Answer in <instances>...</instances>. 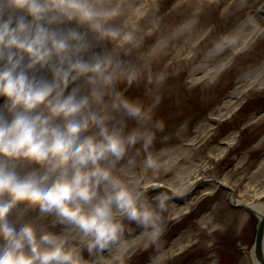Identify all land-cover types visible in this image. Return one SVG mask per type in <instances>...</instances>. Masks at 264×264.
<instances>
[{
  "label": "clouds",
  "instance_id": "1",
  "mask_svg": "<svg viewBox=\"0 0 264 264\" xmlns=\"http://www.w3.org/2000/svg\"><path fill=\"white\" fill-rule=\"evenodd\" d=\"M160 19L151 0H0V264H129L148 248L151 264H171L178 186L150 194L173 162L154 147L167 138L161 96L127 94L167 79L136 58ZM238 40L182 59L211 61ZM174 46L158 39L141 56ZM222 70L210 63L196 83Z\"/></svg>",
  "mask_w": 264,
  "mask_h": 264
},
{
  "label": "rangeland",
  "instance_id": "2",
  "mask_svg": "<svg viewBox=\"0 0 264 264\" xmlns=\"http://www.w3.org/2000/svg\"><path fill=\"white\" fill-rule=\"evenodd\" d=\"M240 1L157 0L155 4L153 3V11L161 19L156 23L157 30L154 34L145 38L140 49L136 50V58L138 63L143 64L146 61L151 63L152 72H164L167 79L162 86L148 85L146 80H141L131 85L127 94L131 97L146 98L145 93L150 90L161 96L157 115L165 120L166 130L164 133H158V136L167 138L158 140L154 147L157 151L167 150L165 153L172 158H176L179 152L183 153L176 162H172L166 171H161L153 183H161L166 188L179 187L181 183L187 185L189 181H194L199 176L202 180L198 182L195 193L198 195L196 197L200 198L204 190L215 186L214 182L207 181V179L217 177L233 186L240 200L259 202L264 201V195H261V199H256L254 189L248 185L252 174L254 176L264 156V113H261L264 112V91L253 88L250 93L251 97L248 98L244 108L234 114L218 130L211 133L207 125H204L205 116L219 113V106H222L233 83L240 82L244 74L264 73V17L260 22L257 16V6L264 0H246L248 4L243 9L239 4ZM252 15H256V20L252 24L256 22L261 24V32L256 41L240 55L239 60L236 59L237 63L218 79H212L211 76L209 80L205 79L193 89H189L188 85L191 83L188 77L193 78L192 74L197 67L201 65L207 67L210 63L218 67L223 61L218 62V60L223 56H220L218 60H201L200 63L192 64L186 63L185 60L191 59L194 53H203L222 35L233 32L243 19ZM187 17L190 20L197 18V21L194 25L192 24L191 28L175 36L181 41L180 46L174 42L175 46L172 47L170 54L159 57L158 62L141 56V53H148L156 44V36L164 39L167 37L165 33L170 26L173 24L176 26L178 20L181 18L185 20ZM150 19L155 21V17H150ZM255 25L248 32H251ZM207 31L210 34L207 39L198 48L193 47L194 42L203 37ZM229 51L230 48L224 49L223 55H227ZM197 59L200 57L198 56ZM169 60H171L170 68L168 67L169 71L166 72L162 65ZM204 70L205 68H201L199 71ZM121 87L124 88L127 85L122 82ZM255 118H258V122L254 127L239 133V129L244 124ZM131 125L130 121L129 126ZM234 132H238L240 136L235 148L225 152L224 156L214 159L212 153L217 147L221 148L218 144L219 140L227 138ZM188 141H191L192 147L185 145L189 143ZM186 147L189 151L185 150ZM203 161L206 165L208 164L204 170ZM259 176L254 177L259 179ZM262 184H264V179H262ZM261 189L263 188L259 190ZM229 196L230 193L227 190L219 188L215 195L200 201L194 212L188 215L182 212L186 202L185 204L172 202L174 213L177 208L181 209V213L170 221L163 242H172L180 234V240H176L175 246L179 248V242L183 244L185 251L183 254H180L182 252L179 250L174 251V255L169 258L171 264H198V262L212 264L213 255H215V260H218L221 253L225 264H247L243 246L252 248L259 221L254 213L246 212L242 208H231L228 201ZM153 252V249L150 252L143 251L135 259L133 256L129 264L140 260L144 263ZM178 252H180L179 256H177Z\"/></svg>",
  "mask_w": 264,
  "mask_h": 264
},
{
  "label": "bare ground",
  "instance_id": "3",
  "mask_svg": "<svg viewBox=\"0 0 264 264\" xmlns=\"http://www.w3.org/2000/svg\"><path fill=\"white\" fill-rule=\"evenodd\" d=\"M239 4L241 5V9H243V8H246V5L248 4V2L246 0H241ZM255 20H256V15H252L250 17H247V18L243 19L239 23L238 27L233 32L230 33V34H235V35L237 34V32L242 33V36L240 35V38H239L237 44L231 46L234 50L240 49L241 47H243L246 44L247 39L249 38V35H250L248 31L251 28H253L254 25L257 23L256 22L255 24H252L253 22H255ZM193 22L194 21H189L179 31L182 32V31H185V30L191 28ZM164 42L167 43L166 40ZM223 54L224 53L222 52V53L218 54L217 56H215L213 59L214 60H218L220 58V56H223L222 59L225 62L227 60H230V58H228V55H223ZM222 59H219L218 62L220 60H222ZM222 66H224V64H222ZM201 68H205V70L207 69V67L205 65H201L200 67H197L196 71H199ZM217 68H219V67H217ZM196 71H194V73ZM246 78H243L242 81H244ZM253 79L254 80L250 83V85L248 86V88H251L252 87V89H253V87H255V83H258V86H257L258 89H259L260 86L264 85V76L262 74L261 75H258L256 77H253ZM246 90H247V88H245L243 90L241 89V90L234 91L235 93L233 92L234 93L233 96H231L230 98L226 99L225 102H224V104H223V106L219 108L220 111H219V114L218 115L226 114V117H229L239 107L240 103L242 101H244V99H242L241 101H237V99L240 96H243V94L245 92L248 93ZM233 103H235V104L233 106H231ZM231 107H232V110H231ZM229 110H231V111H229ZM237 137H238L237 133L234 132V133L230 134L227 137V139L225 140V142L228 143V144H234L235 141H236V139H237ZM185 150L186 151H189L188 149H185ZM164 151H167V150L164 149ZM225 151H226L225 147H222V148L217 147L216 150H215V152L212 153V154L216 155V157H218V156L219 157H222L224 155ZM179 153L180 154H178V156L176 158L173 157V162H176V160H178V158L180 157V155L183 154L182 152H179ZM207 166H208V164L203 168V170L206 169ZM262 171H264V159L260 162V164L257 167L256 171L254 172V176L255 175L259 176ZM254 176L252 174V177H251V180L249 181L248 187H251L252 189H254L253 191L255 193V196H256L255 198L256 199L257 198L261 199L260 198L261 195H262L261 193L264 192V188L261 189V190H259L261 188V186H262L261 185L262 184V179H255V181H254L253 180V178H255ZM199 179L200 178L198 176L195 179V181H191V182L189 181V184H187V185H185L184 183H181L180 186L177 188V194H178V196L181 197V198L182 197L183 198H186L187 194H189V192H191L192 187L195 185V183ZM158 186H160V185H158ZM209 190H211V189H209ZM255 198H253V200ZM239 203H241V201H239ZM248 204L254 209L255 213L258 214L259 216L262 215V214H264V201H259V202H254V203H248ZM189 208H190L189 206L184 207L183 208V212H188L189 211ZM180 212H181V209H178L177 208L175 210L174 215L177 216ZM178 240H180V237H179ZM182 246H183V244H180L179 245L180 249L182 248ZM248 255L250 256L251 264H259L256 261L255 257H254V252L253 251H251L250 253H248ZM212 264H214V261H213Z\"/></svg>",
  "mask_w": 264,
  "mask_h": 264
},
{
  "label": "water",
  "instance_id": "4",
  "mask_svg": "<svg viewBox=\"0 0 264 264\" xmlns=\"http://www.w3.org/2000/svg\"><path fill=\"white\" fill-rule=\"evenodd\" d=\"M255 253L261 264H264V216L260 219V224L256 235Z\"/></svg>",
  "mask_w": 264,
  "mask_h": 264
},
{
  "label": "snow or ice",
  "instance_id": "5",
  "mask_svg": "<svg viewBox=\"0 0 264 264\" xmlns=\"http://www.w3.org/2000/svg\"><path fill=\"white\" fill-rule=\"evenodd\" d=\"M259 179H264V171H262L261 173H260V176L258 177ZM254 179V181H255V179H257V178H253ZM262 187H264V184H262Z\"/></svg>",
  "mask_w": 264,
  "mask_h": 264
}]
</instances>
